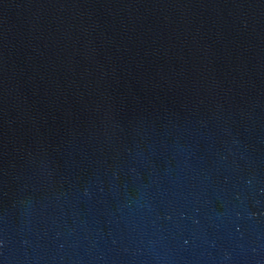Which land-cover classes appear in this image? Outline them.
Returning <instances> with one entry per match:
<instances>
[{
    "label": "water",
    "instance_id": "water-1",
    "mask_svg": "<svg viewBox=\"0 0 264 264\" xmlns=\"http://www.w3.org/2000/svg\"><path fill=\"white\" fill-rule=\"evenodd\" d=\"M0 264H264V0H0Z\"/></svg>",
    "mask_w": 264,
    "mask_h": 264
}]
</instances>
